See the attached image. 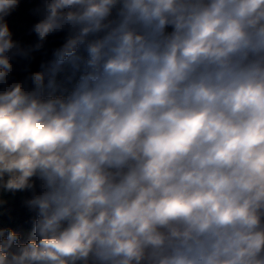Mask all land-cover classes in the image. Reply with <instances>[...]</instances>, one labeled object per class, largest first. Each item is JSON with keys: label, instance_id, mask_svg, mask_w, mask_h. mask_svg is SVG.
<instances>
[{"label": "clouds", "instance_id": "clouds-1", "mask_svg": "<svg viewBox=\"0 0 264 264\" xmlns=\"http://www.w3.org/2000/svg\"><path fill=\"white\" fill-rule=\"evenodd\" d=\"M21 3L0 217L27 193L31 230L0 264H264V0H37L28 43Z\"/></svg>", "mask_w": 264, "mask_h": 264}, {"label": "trees", "instance_id": "trees-1", "mask_svg": "<svg viewBox=\"0 0 264 264\" xmlns=\"http://www.w3.org/2000/svg\"><path fill=\"white\" fill-rule=\"evenodd\" d=\"M9 24L15 36L14 26L11 23L10 17H9ZM37 64H38V60H37ZM37 64L33 65V70L36 69ZM20 75H21L20 73H17L18 77ZM26 195L28 194L17 193L14 197L11 196L9 203L6 206L11 210L10 214H5L2 217H0V223H2L3 226L13 227L17 231L22 232L24 240L27 239L28 233L31 230V216H32V214L29 213L27 209L22 206V198L25 197Z\"/></svg>", "mask_w": 264, "mask_h": 264}, {"label": "rangeland", "instance_id": "rangeland-1", "mask_svg": "<svg viewBox=\"0 0 264 264\" xmlns=\"http://www.w3.org/2000/svg\"><path fill=\"white\" fill-rule=\"evenodd\" d=\"M36 3L37 0H22L20 8L10 17L11 23L14 26V38L24 43L31 42L35 39L34 35L28 34V29L37 19L30 12V10L36 6ZM53 39L58 40V38H50V41ZM37 60L39 61V57ZM6 199L9 201L11 195L7 194Z\"/></svg>", "mask_w": 264, "mask_h": 264}]
</instances>
